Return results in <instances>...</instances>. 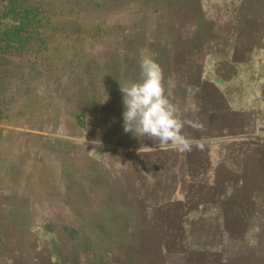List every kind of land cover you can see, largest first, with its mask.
<instances>
[{
    "label": "rangeland",
    "instance_id": "1",
    "mask_svg": "<svg viewBox=\"0 0 264 264\" xmlns=\"http://www.w3.org/2000/svg\"><path fill=\"white\" fill-rule=\"evenodd\" d=\"M241 1L245 10L255 11L264 3ZM212 2L0 0V126L57 138L76 124L65 122L68 116L92 124L94 136L127 145L146 142L147 137L123 128L121 83L142 79V55L133 52H145L161 65L166 85L171 81L175 86L177 103L184 93L180 85L194 78L215 37L207 20ZM30 138L11 134L6 153L18 151L32 162L55 156L61 184L85 183L93 195L81 197L70 189L53 204L62 212L54 218L79 225L73 247L79 256L63 262L43 257L37 264H264V152L249 181L219 190L226 192L217 200L221 212L184 230L177 215L147 209L153 201L147 199V184L135 190L132 170H123L128 182L101 187L96 181L106 175L104 168L83 166L87 158L78 156L73 166L66 140L60 149L38 150ZM56 188L51 198L64 195L62 186ZM171 207L177 210L180 204ZM3 233L10 230L0 231V241ZM1 249L0 264H20L4 260Z\"/></svg>",
    "mask_w": 264,
    "mask_h": 264
},
{
    "label": "crops",
    "instance_id": "2",
    "mask_svg": "<svg viewBox=\"0 0 264 264\" xmlns=\"http://www.w3.org/2000/svg\"><path fill=\"white\" fill-rule=\"evenodd\" d=\"M242 2H212L207 20L215 28V38L205 47L194 79L181 85L184 93L177 105L183 110L194 103L199 109L195 114L182 112V118L203 125V131L185 126L183 133L202 149L183 151L171 145L161 148L149 138L129 145L113 142L94 136L89 122L77 118L75 122L68 116L65 122L76 124L67 131L61 130L57 138L0 126V231L10 230V234L1 235L4 260L37 264L43 257L63 262L79 256L73 250L79 225L54 218L62 212L53 204L66 198L70 189L81 197L86 198L88 193L93 196L85 183L78 187L61 184L55 156L32 162L18 151L6 153L12 145L11 134L15 139L31 137L38 150L60 149L66 140L73 166L78 156L87 158L83 166L91 163L104 168L106 175L95 178L101 187H107L108 182H128L123 170H132L135 190L140 191L141 184H147V199L153 200L147 209L177 215L181 229L192 228L210 213L221 212L216 207L217 200L226 192L219 190L249 181L255 162L264 152V4L259 11H245ZM61 186L64 195L51 198L52 189ZM156 198L163 202L155 203ZM173 202H179L178 211L171 207Z\"/></svg>",
    "mask_w": 264,
    "mask_h": 264
},
{
    "label": "clouds",
    "instance_id": "3",
    "mask_svg": "<svg viewBox=\"0 0 264 264\" xmlns=\"http://www.w3.org/2000/svg\"><path fill=\"white\" fill-rule=\"evenodd\" d=\"M140 69V81L121 83L124 131L147 137L161 148L171 145L183 151H191L193 147L202 149V145L194 144L183 133L185 126L203 131L198 121L182 118V112L195 114L198 107L193 103L181 110L174 102V84L168 81L166 85L161 65L151 56L142 55Z\"/></svg>",
    "mask_w": 264,
    "mask_h": 264
},
{
    "label": "trees",
    "instance_id": "4",
    "mask_svg": "<svg viewBox=\"0 0 264 264\" xmlns=\"http://www.w3.org/2000/svg\"><path fill=\"white\" fill-rule=\"evenodd\" d=\"M263 4H264V3H263ZM263 4H261V6H262ZM242 6H243V5H242ZM252 8L254 9V7H252ZM249 10L251 11V9H249ZM249 10H247V11H249ZM245 11H246V10H245ZM214 34H215V33H214ZM214 38H215V37H214ZM214 38H213V39H214ZM213 39H212V40H213ZM212 40H211V41H212ZM209 43H210V42H209ZM193 79H194V78H193ZM193 79H190V80H187L186 82H183V85L190 84V82H191ZM181 85H182V84H181ZM181 85H180V86H181ZM178 99H179V98H178ZM81 122H84V121H81ZM245 183H246V182H245Z\"/></svg>",
    "mask_w": 264,
    "mask_h": 264
}]
</instances>
